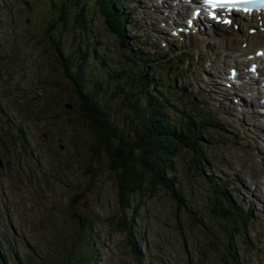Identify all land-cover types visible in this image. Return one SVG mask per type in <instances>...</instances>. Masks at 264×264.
<instances>
[{
    "label": "rangeland",
    "instance_id": "374dc122",
    "mask_svg": "<svg viewBox=\"0 0 264 264\" xmlns=\"http://www.w3.org/2000/svg\"><path fill=\"white\" fill-rule=\"evenodd\" d=\"M17 1L0 0L3 264H14V254L23 264H65L67 253L76 256L87 248L82 230L76 234L78 217L90 226L93 237L89 264H264V118L248 103L252 90L224 85L227 66L239 56V43L209 27L174 40L171 25L182 19L166 6L173 0H164L162 6L161 0H121L127 23H134L124 24V30L140 44L148 63L158 67L160 81L168 68L163 60L172 52L179 54L171 73L178 77L176 85L184 84V91L193 96L199 94L203 113L211 114L216 126L204 135L210 140L205 144L210 160L202 175L195 178L192 172L194 178H189L191 171L184 174L180 159L176 165L186 207L176 209L159 187L133 198L125 212L133 213L135 237L130 246L120 227L114 171L97 132L79 112L54 47L58 40L59 47L75 54L77 42L87 49L95 46L113 64L119 40L105 29L91 5L86 34L78 35L68 25L55 27L52 19L49 39L45 28L52 8L47 0H25L28 5ZM28 6L33 8L29 15L23 11ZM86 58L89 74H96L93 57ZM240 68L244 70V65ZM105 94L103 89L97 93L118 120L117 104ZM174 102L177 111L180 107ZM178 117L175 112L173 118ZM207 177L250 214L228 237L216 233L219 227L230 231V225L221 213L211 211L212 189L202 180Z\"/></svg>",
    "mask_w": 264,
    "mask_h": 264
},
{
    "label": "trees",
    "instance_id": "16d2710c",
    "mask_svg": "<svg viewBox=\"0 0 264 264\" xmlns=\"http://www.w3.org/2000/svg\"><path fill=\"white\" fill-rule=\"evenodd\" d=\"M20 2L28 5L25 0H18L17 4ZM45 2L52 8L45 28L49 39L51 38L47 27L52 19L55 27L64 28L68 25L71 29L75 28L78 35L86 34L90 28L87 9L91 5L102 19L105 29L119 40L120 48L114 56L113 64H110L95 46L87 49L77 42L73 48L75 54L59 47L58 40L54 47L63 75L69 80L76 96L79 112L97 132L108 157L109 168L114 171L117 209L121 213L120 227L130 246H133V213L129 216L125 214L131 207L133 198L138 200L148 189L159 187L166 191L176 209L186 207L178 184L179 175L176 176V165L180 164V159L184 174L191 171L189 178H194L192 172L196 174L195 178L202 175V170L209 166L210 160L205 145L210 140L204 135L208 130H216V126L211 114L203 113L204 105L197 99L199 94L193 96L184 91V84L176 85L178 77L171 73L180 55H171L163 60L168 68L161 74L164 80L160 81L156 71L159 70L158 67L148 63L147 55L140 48V44L133 42L124 30V24L134 27V23H127V13L120 5L121 0ZM30 9L31 6H28L23 8V11L29 15L33 12V8ZM88 54L93 57L94 66L98 68L96 74H89L90 67L86 58ZM2 56L0 53V59ZM159 67L162 70L161 64ZM102 89L107 90V100L117 104L120 115L118 120L112 118L105 101L98 97L97 93ZM174 101L180 107L177 111ZM175 112H178V119L173 118ZM10 141L15 142L16 138L11 137ZM202 180L208 184L210 190L212 189L210 193L214 199L211 211L221 213L230 225V231L224 232L219 227L216 233L227 237L232 232L237 233L250 214L243 213L229 195L219 189L218 184L210 183L208 177ZM78 223L80 228L76 234L82 230V240L87 248L76 256L67 253L65 264H89L93 259V251L89 247L93 239L90 226L79 217ZM73 243L74 241H71V245ZM13 259L14 264H23L15 254ZM4 261L0 244V264Z\"/></svg>",
    "mask_w": 264,
    "mask_h": 264
},
{
    "label": "bare ground",
    "instance_id": "6f19581e",
    "mask_svg": "<svg viewBox=\"0 0 264 264\" xmlns=\"http://www.w3.org/2000/svg\"><path fill=\"white\" fill-rule=\"evenodd\" d=\"M163 1L164 0H161V6H162ZM181 5H182V2L180 0H177V1L173 0L172 3H169L168 5L166 4L167 8H169V9L176 7V6H181ZM189 6L190 5H188V8H187L185 5H183V6H181V8L182 9L185 8V11H186L187 9H189ZM176 16L179 17L180 15L177 14ZM198 18H199V16H196L195 23H191L189 26H187L182 20L181 21L174 20L176 26L173 25L171 29L175 33L176 36L181 35V34H185V35L190 34L191 35V31L193 29H196L197 32H200L201 30H204V29L202 27L198 28V24H199V23H197ZM239 19L241 20V22H240L241 25L235 24V21L237 20L236 16H234L233 20L228 23L230 25H233L232 28H230L228 26V24H226V25L219 24V23H216L214 21H210V19H206L205 22L208 24L207 27H209V29H211V31L218 29V30H220L221 36L227 37L224 39L229 40V41H233V43L235 45L239 43L238 44L239 47H238L237 52L240 51V49H243V50L249 49L250 47H252V45H255V44H256L255 45L256 47H260V46L264 47V23L261 20L253 19V17H249L247 19L246 18L245 19L239 18ZM229 28H230V30H228ZM250 31H252V32H250ZM234 34H236L238 36H236ZM230 35H232V36H230ZM243 38L245 40L241 41V39L243 40ZM260 39H262V40L259 41ZM235 41H236V43H235ZM234 44H233V47H235ZM246 86L247 85L244 82H241L239 84L238 89H241V90L245 89V90L249 91ZM255 92H257V91H255ZM240 99L242 101H245V97L244 98L240 97ZM259 101H260V99L258 98V96H250L248 103L250 106L251 105L255 106V103H259ZM250 102H252V103L250 104Z\"/></svg>",
    "mask_w": 264,
    "mask_h": 264
},
{
    "label": "snow or ice",
    "instance_id": "6c2138e0",
    "mask_svg": "<svg viewBox=\"0 0 264 264\" xmlns=\"http://www.w3.org/2000/svg\"><path fill=\"white\" fill-rule=\"evenodd\" d=\"M206 3L212 5L213 7H224L227 5H240V4H250L256 5L259 4L260 6L264 7V0H205ZM246 11L248 9H245ZM229 22V21H225Z\"/></svg>",
    "mask_w": 264,
    "mask_h": 264
}]
</instances>
